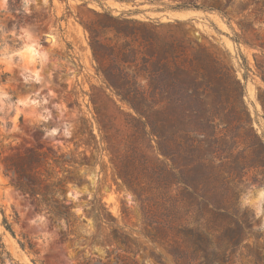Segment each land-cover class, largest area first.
<instances>
[{
	"label": "trees",
	"instance_id": "trees-1",
	"mask_svg": "<svg viewBox=\"0 0 264 264\" xmlns=\"http://www.w3.org/2000/svg\"><path fill=\"white\" fill-rule=\"evenodd\" d=\"M252 6L253 14L237 25L252 31L251 46L264 54V1ZM99 24L101 31L87 27L96 71L132 109L133 131L113 163L114 173L138 204L136 230L155 249L148 257L156 264H168L164 256L170 264H237L243 256L264 264V229L240 201L252 183L264 185V139L253 126L245 86L234 69L203 46L189 52L182 41L164 39L153 21L105 12ZM108 31L113 44L98 39ZM235 35V42L249 44ZM66 164L63 156L33 150L4 160L3 172L37 210L64 222L72 243L104 249L102 257L80 250L71 264H143L139 256L146 247L106 208L89 210L94 229L80 230L64 193L65 178L56 169L66 172ZM249 169L256 171L251 181L245 177ZM4 253L0 238L1 264Z\"/></svg>",
	"mask_w": 264,
	"mask_h": 264
},
{
	"label": "rangeland",
	"instance_id": "rangeland-1",
	"mask_svg": "<svg viewBox=\"0 0 264 264\" xmlns=\"http://www.w3.org/2000/svg\"><path fill=\"white\" fill-rule=\"evenodd\" d=\"M253 1L0 0V238L8 252L4 264H71L80 250L85 255H104L98 245L72 243L64 234V222L37 210L4 174V160L33 150L66 160V172L56 169L65 178L64 193L81 231L89 234L94 229L88 211L104 207L146 247L139 256L142 263L156 264L148 257L154 246L136 230L138 204L113 168L133 131L132 109L96 71L87 27L101 31L99 19L106 12L153 21L164 39L182 41L189 52L205 47L231 66L244 84L253 126L264 139L259 99L264 91V54L251 46L252 31H241L237 25L253 14ZM185 7L196 13L185 18L186 14L173 11ZM235 33L249 44L235 42ZM98 39L104 44L115 42L112 31L100 32ZM146 143L147 139L141 144ZM145 150L154 156L151 147ZM137 173H143L141 167ZM255 173L249 169L245 177L251 181ZM240 201L255 211L263 230L264 185L252 183ZM163 259L170 264L167 256ZM237 264L252 262L240 256Z\"/></svg>",
	"mask_w": 264,
	"mask_h": 264
},
{
	"label": "crops",
	"instance_id": "crops-1",
	"mask_svg": "<svg viewBox=\"0 0 264 264\" xmlns=\"http://www.w3.org/2000/svg\"><path fill=\"white\" fill-rule=\"evenodd\" d=\"M179 12L186 14L185 18H188V17L194 15L196 13V10L190 9V8H185V9L179 10Z\"/></svg>",
	"mask_w": 264,
	"mask_h": 264
},
{
	"label": "water",
	"instance_id": "water-1",
	"mask_svg": "<svg viewBox=\"0 0 264 264\" xmlns=\"http://www.w3.org/2000/svg\"><path fill=\"white\" fill-rule=\"evenodd\" d=\"M173 11H179V10L175 9V10H173Z\"/></svg>",
	"mask_w": 264,
	"mask_h": 264
}]
</instances>
